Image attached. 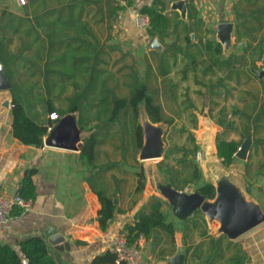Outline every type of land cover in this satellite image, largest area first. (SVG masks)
Listing matches in <instances>:
<instances>
[{
	"label": "trees",
	"instance_id": "1",
	"mask_svg": "<svg viewBox=\"0 0 264 264\" xmlns=\"http://www.w3.org/2000/svg\"><path fill=\"white\" fill-rule=\"evenodd\" d=\"M185 1L186 20L170 10L164 0H152L135 10L148 17L149 23L142 29L150 39L148 46L154 39L162 45L160 50L149 49L142 56L113 42L112 31L120 12L134 6V0H25L22 6L16 4V9L0 5V73L11 84L7 89L11 135L22 144L40 147L57 121L49 117L50 113L59 118L76 114V124L83 133L79 158L91 170L86 180L94 190L105 191L106 187L107 192L108 182L100 179L103 173L120 180L115 174L127 176L133 165L140 163V102L151 122L166 124L167 131L171 128L158 162L166 183L180 191L192 185L194 191L212 199L215 188L211 182L202 181L196 162L199 147L191 132L197 123L192 111L196 105L187 93L178 101L179 86L171 73L180 65L178 73L185 79L189 69L201 65L199 74L207 75L208 83L193 74L194 83L207 86L208 93L217 97L232 96V80L239 84L242 77H256L251 67L246 68L247 58L250 66L256 67L259 60L264 68V0L251 2L253 8L246 14L237 12L236 44L243 38L249 42L228 56L222 55V46L214 38L199 35L205 23L194 1ZM259 31L262 35L256 46H250ZM170 36L173 40L165 41ZM138 92L142 98L137 97ZM246 94L249 100L245 108L233 106L228 110L221 106L214 118L224 132L240 130V141L216 135V155L225 168L234 162L241 141L250 131L255 136L252 150L262 148L264 153V85L261 96ZM177 125H181L179 129ZM36 173L34 167L24 169L16 196L25 201L35 199ZM245 183L249 193L250 185ZM160 206V198L151 196L135 221L125 224L130 243L138 236L150 239L157 229L173 232L172 222L166 220ZM23 212L15 205L10 215ZM17 245L19 251L0 242V264H25L24 259L26 264H58L42 236H27Z\"/></svg>",
	"mask_w": 264,
	"mask_h": 264
},
{
	"label": "crops",
	"instance_id": "2",
	"mask_svg": "<svg viewBox=\"0 0 264 264\" xmlns=\"http://www.w3.org/2000/svg\"><path fill=\"white\" fill-rule=\"evenodd\" d=\"M164 1L170 10L178 12L180 16L178 10L171 8L172 3L176 0ZM183 1L186 5V1ZM193 1L197 7L198 16L205 23L202 27L203 33H199V35L206 34L204 36L207 38H214L219 42L216 36V25L222 22H232L234 24L231 36L232 47L225 53L222 44L219 42L222 46V55L228 56L238 47L240 49V47L246 46L249 42L248 38H243L242 41L236 44L237 12L241 14L248 13L253 8L251 2L254 0ZM151 2L152 0H134V6L119 14V23L124 30L122 35L118 38L112 31L113 42L123 44V46L134 51L135 55L142 56L149 49H155L151 46L152 42L148 46L150 39L145 31L139 34V30L133 27L134 24L132 25L133 22L130 18L133 11L143 5H149ZM170 10H168V14ZM182 20H186V18ZM205 28L210 31L206 32ZM261 35L262 31L256 32L255 39L250 41V46H256ZM145 39L148 40V43L147 47L144 48L141 46ZM172 40L173 38L170 36L165 41ZM156 43V48L160 50L162 45L157 39ZM180 57L178 56V60ZM250 61L249 58L246 59V68L251 67L250 69L254 72L256 69L262 70V75L259 76L255 72L256 77L252 74L246 80L242 77L239 84L233 83L232 80L231 83L235 86V89L232 91V96L226 98L209 94L207 86L194 83L193 74L197 75L200 81L208 83V76L202 77L199 74L201 65H198L194 70L189 69L185 79H181V75L178 73L180 65H178L172 70L171 76L179 86L178 101L183 98V94L187 93L196 105V109L192 111L197 116V123L195 128H191V132L196 139L199 153L200 150L204 149V146L197 142L195 135L197 128L204 122L205 126L209 127L210 125L212 127H210L211 131H214L213 154L218 164L211 166L209 171L206 172V169L205 171L202 170L197 161L198 152L196 154V162L201 171L202 181L212 183L210 170L215 166L233 171L247 181V184L250 185V192H246L259 204L264 212V166H261L264 163V153L262 148L258 151L254 148L252 150V139L255 137L252 132H248V134H251V146L249 148L251 158L249 160L246 158L242 161L236 157L234 162L228 168H225L221 164V159L217 157L215 149L217 134H221V137L226 140H241L240 130L224 132L215 122L214 118L217 116L220 107L226 106L230 110L233 106H236L243 109L249 100V97H246L247 92L262 95L264 68L261 66V61H256V67L250 66ZM211 78L215 80V76ZM5 90L7 89H3V91L0 89V194L7 196L16 194L17 184L24 169L34 167L37 169V173L35 176V199L30 201L29 210L20 215H10L6 222L0 226V242L11 244L19 251L17 241L20 239L30 235H38L46 239V233L53 229L61 233L70 244V249L65 251H57L51 247L58 264H112L111 259L113 256L108 251L111 238L117 232L126 234L124 231L125 224L133 223L136 214L142 207L147 205L149 198L157 196L161 200L160 210L166 215V220L172 222L173 232L157 229L150 236V239L138 236L137 239L131 241L136 242L145 253L151 256L150 264H264V222L233 239L223 233H218L216 231L217 223L214 221L209 222L201 211H196L183 220L175 217L168 201L162 196L157 186L158 182L169 184L166 183L164 176L158 169V162L162 160L163 152L167 146L165 142L166 134L168 136L171 131V128L167 131L168 126L166 124L152 122L155 126H162L163 130L164 148L160 157L147 160H140L138 157L140 163L139 165H133L129 175L121 177L115 174L116 178L120 180H114L112 177L110 178V175L106 176V172L103 173L100 179L104 183L108 182V191L106 192V187H104L105 191L103 189L96 191L86 180L91 170L79 158L80 149L67 150L48 147L45 146L44 140L43 145L40 147L25 145L11 135L10 102L8 107L3 105V101L5 99L10 101V97L3 98L2 92ZM138 94L140 98L143 97L141 92H138ZM143 110L147 114L144 107ZM166 112L170 111L166 110ZM68 114L74 116L76 123V114ZM146 117L145 120L150 121L149 116ZM138 119L141 147L144 142V128L142 129V127L145 120L142 121L139 114ZM236 122L238 123V119H236ZM180 126L177 125V129ZM237 126L240 129L239 124ZM79 132L80 141H82L83 133L80 129ZM261 135L263 136V133ZM143 165L147 167L144 170L145 177L142 176ZM181 191L193 192L194 187L192 185L190 187L185 186ZM180 254H182V259L174 261Z\"/></svg>",
	"mask_w": 264,
	"mask_h": 264
},
{
	"label": "water",
	"instance_id": "3",
	"mask_svg": "<svg viewBox=\"0 0 264 264\" xmlns=\"http://www.w3.org/2000/svg\"><path fill=\"white\" fill-rule=\"evenodd\" d=\"M171 8L178 10L182 19L186 18V5L183 0H176L172 3ZM233 25L232 22H222L216 25V36L225 53L232 47ZM151 46L157 47L156 39L152 41ZM255 72L259 76L263 73L262 70L257 69ZM10 87L9 81L0 73V89H9ZM9 102L5 99L3 105L8 107ZM143 128L144 142L139 150V159L147 160L160 157L164 148L162 126H155L152 122L145 120ZM44 144L48 147L79 150L82 141H80V132L74 116L67 114L59 118L45 136ZM250 146L251 134L249 133L240 144L236 157L246 160ZM210 176L215 188L212 199L205 198L197 191L186 193L175 189L170 184L157 183L160 193L168 201L176 218L186 219L199 210L205 214L209 222L217 223L216 231L218 233H223L233 239L264 222V212L246 192L242 177L220 166L211 168ZM46 241L57 251L70 249V244L65 237L53 229L46 233ZM178 258L174 261L181 260L182 254ZM23 262L26 264L27 260L24 259Z\"/></svg>",
	"mask_w": 264,
	"mask_h": 264
},
{
	"label": "built area",
	"instance_id": "4",
	"mask_svg": "<svg viewBox=\"0 0 264 264\" xmlns=\"http://www.w3.org/2000/svg\"><path fill=\"white\" fill-rule=\"evenodd\" d=\"M16 3L22 6L25 0H16ZM133 21L139 29H144L149 23L148 17L138 11L133 12ZM49 117L54 120L59 119L55 112L50 113ZM15 205L22 207L25 212L30 208V201H25L16 195L0 194V226L9 218ZM108 251L114 256L112 264H150L152 259L136 242L130 243L123 232H117L111 238Z\"/></svg>",
	"mask_w": 264,
	"mask_h": 264
},
{
	"label": "rangeland",
	"instance_id": "5",
	"mask_svg": "<svg viewBox=\"0 0 264 264\" xmlns=\"http://www.w3.org/2000/svg\"><path fill=\"white\" fill-rule=\"evenodd\" d=\"M0 5H7L10 8H14V9L18 8V6L16 5V0H0ZM130 18H131V21L133 22L132 25L134 24L133 27L134 28L136 27L139 30V34L143 33L144 31L142 29H139L133 21V12L131 13ZM121 27L122 26L120 25L119 19H118V22L115 24V26L113 28V33L118 38L122 35V31L124 32V30ZM147 41L145 39L144 43L142 44L141 47H144V48L147 47V43H148ZM126 43H128V42H126ZM132 49L134 50L133 47H132ZM2 95H3V98L9 97L8 90H5L4 92H2ZM137 97L140 98L138 95H137ZM136 101H141V99H137ZM137 106H138V114L141 117L142 121L147 119V117H146L147 114H145L142 104L140 102H138ZM141 126H142V123H141ZM210 127H211L210 125H209V127L205 126V123L202 122L201 126H199V128H197V131H195V135H196L198 144H200L201 146L202 145L204 146V149L202 151L200 150V153L198 152V154H197V161L199 162V165L202 168V170L205 171V169H206V172L209 171V168L211 166L218 164V161L213 154V150H214L213 132L214 131H211L212 129H210ZM142 129H143V127H142ZM205 131H207V132H205ZM262 133L264 134V131ZM249 154H250V151H248V155ZM242 161H244V160H242ZM145 166L146 165H143V176L144 177H145L144 170H146V168H147ZM204 171H203V173H205Z\"/></svg>",
	"mask_w": 264,
	"mask_h": 264
}]
</instances>
